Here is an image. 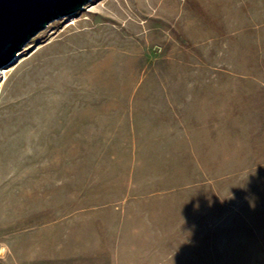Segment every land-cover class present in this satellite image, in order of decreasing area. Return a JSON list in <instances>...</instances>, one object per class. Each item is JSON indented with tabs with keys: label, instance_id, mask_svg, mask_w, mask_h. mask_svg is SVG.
Instances as JSON below:
<instances>
[{
	"label": "rangeland",
	"instance_id": "obj_1",
	"mask_svg": "<svg viewBox=\"0 0 264 264\" xmlns=\"http://www.w3.org/2000/svg\"><path fill=\"white\" fill-rule=\"evenodd\" d=\"M0 71V264H264V0H91Z\"/></svg>",
	"mask_w": 264,
	"mask_h": 264
},
{
	"label": "water",
	"instance_id": "obj_2",
	"mask_svg": "<svg viewBox=\"0 0 264 264\" xmlns=\"http://www.w3.org/2000/svg\"><path fill=\"white\" fill-rule=\"evenodd\" d=\"M91 0H0V70L51 21L81 10Z\"/></svg>",
	"mask_w": 264,
	"mask_h": 264
},
{
	"label": "crops",
	"instance_id": "obj_3",
	"mask_svg": "<svg viewBox=\"0 0 264 264\" xmlns=\"http://www.w3.org/2000/svg\"><path fill=\"white\" fill-rule=\"evenodd\" d=\"M41 245L39 246V244H38V247H39V249L41 250V254H40V256L39 257H41V259H42V261L43 262H45V263H47V262H55V260H53V259H49V257H50V254L48 253L47 254V252H49L50 251V249H53L54 250V248H55V243H53V244H51V245H47V247L46 246H44L45 244H44V242L43 243H40ZM49 255V256H48ZM53 256H54V254H53ZM55 257V256H54ZM50 260V261H49Z\"/></svg>",
	"mask_w": 264,
	"mask_h": 264
},
{
	"label": "bare ground",
	"instance_id": "obj_4",
	"mask_svg": "<svg viewBox=\"0 0 264 264\" xmlns=\"http://www.w3.org/2000/svg\"><path fill=\"white\" fill-rule=\"evenodd\" d=\"M2 71H0V73H1Z\"/></svg>",
	"mask_w": 264,
	"mask_h": 264
}]
</instances>
